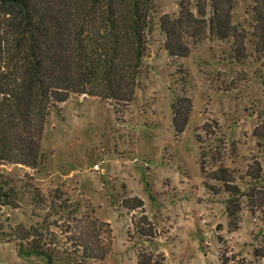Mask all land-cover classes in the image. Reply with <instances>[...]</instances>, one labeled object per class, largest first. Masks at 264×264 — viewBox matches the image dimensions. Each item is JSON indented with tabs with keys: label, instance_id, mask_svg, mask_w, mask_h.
<instances>
[{
	"label": "rangeland",
	"instance_id": "obj_1",
	"mask_svg": "<svg viewBox=\"0 0 264 264\" xmlns=\"http://www.w3.org/2000/svg\"><path fill=\"white\" fill-rule=\"evenodd\" d=\"M156 1L151 56L131 106L71 94L48 117L44 167L0 165L20 192L19 208L0 206V233L20 225L45 233L30 187L53 183L65 187L72 205L81 203L70 217L93 212L109 225L103 230L112 251L93 264H138L140 250L161 253L164 264H264V139L254 136L255 129L264 135V41L251 36L247 11L254 0H235L232 22L241 26L236 38L186 32L190 51L180 59L166 52L159 25L163 14H179L180 0ZM185 1L211 18L210 0ZM3 19L0 9L1 30ZM177 97L188 110L182 132L174 124ZM214 171L226 182L215 180ZM61 219L65 215L56 221L66 230ZM48 233L60 235V229ZM141 234L155 239L147 242ZM16 243L0 241V264H45L20 254Z\"/></svg>",
	"mask_w": 264,
	"mask_h": 264
},
{
	"label": "trees",
	"instance_id": "obj_2",
	"mask_svg": "<svg viewBox=\"0 0 264 264\" xmlns=\"http://www.w3.org/2000/svg\"><path fill=\"white\" fill-rule=\"evenodd\" d=\"M210 4L209 20L192 11L185 0H180L177 16L160 17L165 50L173 59L184 58L190 51L183 39L186 32L201 37L209 31L221 40L240 34L241 26L232 22L235 0H210ZM0 9L4 12L0 29V165L39 171L45 165L42 147L48 117L52 110H60L71 94L131 106L151 56L148 37L155 26L158 5L156 0H0ZM247 15L252 19V40L264 41V0H254ZM256 45L258 53L259 43ZM182 102L177 97L174 105L178 132H182L183 116L188 111ZM254 136L264 139L258 129ZM196 138L201 144V137L196 134ZM200 151L206 178L202 147ZM218 170L225 173L222 168ZM212 174L215 180L226 182L217 177V171ZM205 186H209L207 178ZM30 190L34 216L42 219L45 233L20 225L17 231L0 233V241L15 240L20 254L40 257L45 264L105 261L112 251L111 239L103 230L107 223L93 212L85 213L82 219L70 217L82 205H72L64 186L51 183L46 188L31 186ZM227 190L233 193L229 187ZM19 195L12 179L0 173V206L19 208ZM62 214L66 230L56 221ZM52 227L60 229V235L48 233ZM141 235L150 243L155 239ZM61 243L64 247L58 249ZM164 262L161 253L139 252L138 264Z\"/></svg>",
	"mask_w": 264,
	"mask_h": 264
},
{
	"label": "crops",
	"instance_id": "obj_3",
	"mask_svg": "<svg viewBox=\"0 0 264 264\" xmlns=\"http://www.w3.org/2000/svg\"><path fill=\"white\" fill-rule=\"evenodd\" d=\"M12 243V242H11ZM16 245V244H15ZM17 246V245H16Z\"/></svg>",
	"mask_w": 264,
	"mask_h": 264
}]
</instances>
